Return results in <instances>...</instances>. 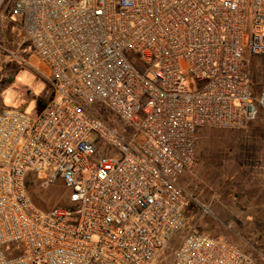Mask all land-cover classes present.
<instances>
[{
	"label": "built area",
	"instance_id": "1",
	"mask_svg": "<svg viewBox=\"0 0 264 264\" xmlns=\"http://www.w3.org/2000/svg\"><path fill=\"white\" fill-rule=\"evenodd\" d=\"M10 10L53 95L34 116L0 110V264H151L185 226L197 131L264 117L251 70L264 0H0V17ZM92 132L120 158L98 154ZM29 177L60 181L67 207L35 208ZM170 264L264 262L188 230Z\"/></svg>",
	"mask_w": 264,
	"mask_h": 264
},
{
	"label": "rangeland",
	"instance_id": "2",
	"mask_svg": "<svg viewBox=\"0 0 264 264\" xmlns=\"http://www.w3.org/2000/svg\"><path fill=\"white\" fill-rule=\"evenodd\" d=\"M16 23L11 10L0 17V110L16 109L34 116L50 102L53 87L50 75L40 71L44 63L29 44L21 42ZM32 58L37 62L33 63ZM262 66L264 58L252 59L253 78L264 83ZM86 109L110 128L115 129L121 122L102 104ZM88 141L98 145V154L120 158L112 147L100 145L96 133H90ZM28 179L26 188L35 208L46 212L54 207H67L66 189L60 181L45 186L32 177ZM207 183L220 189L227 221L236 215L234 227L243 239L239 243L241 248L253 259L264 262V117L260 116L241 130L202 128L197 131L194 162L180 179L189 196L183 210L185 226L151 264H170L183 234L190 228L191 232L198 233L193 223L198 215L207 217Z\"/></svg>",
	"mask_w": 264,
	"mask_h": 264
},
{
	"label": "crops",
	"instance_id": "3",
	"mask_svg": "<svg viewBox=\"0 0 264 264\" xmlns=\"http://www.w3.org/2000/svg\"><path fill=\"white\" fill-rule=\"evenodd\" d=\"M21 42L25 43L22 36ZM31 60L33 63L37 62L36 58H32ZM40 71H46V74L49 75L48 68L45 64L41 65ZM208 168L209 166H207V169ZM223 199L224 198L222 197L218 186L207 183V217L202 214L200 216H196L193 226L198 229L197 234L213 239L223 238L231 244L241 247L239 243L243 241V239L234 227V219L236 218V215H234L235 218H232L231 221H227V217L222 210L224 205ZM191 229L192 228L189 230Z\"/></svg>",
	"mask_w": 264,
	"mask_h": 264
}]
</instances>
